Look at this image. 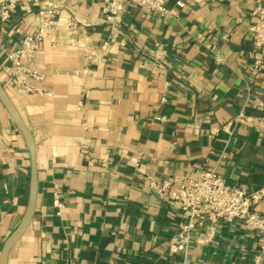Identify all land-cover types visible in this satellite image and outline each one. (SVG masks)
Returning a JSON list of instances; mask_svg holds the SVG:
<instances>
[{
    "label": "crops",
    "instance_id": "obj_1",
    "mask_svg": "<svg viewBox=\"0 0 264 264\" xmlns=\"http://www.w3.org/2000/svg\"><path fill=\"white\" fill-rule=\"evenodd\" d=\"M50 2L57 42L27 64L44 76L41 92L21 93L7 54ZM256 3L169 0L167 17L128 4L118 31L99 22L102 0L21 2L0 21V80L35 137L39 174L35 216L8 264H264L258 232L239 221H220L211 244L198 227L188 256L171 253L181 206L149 188L150 177L213 168L231 185L264 186ZM30 175L28 145L0 99V256L24 217Z\"/></svg>",
    "mask_w": 264,
    "mask_h": 264
},
{
    "label": "built area",
    "instance_id": "obj_2",
    "mask_svg": "<svg viewBox=\"0 0 264 264\" xmlns=\"http://www.w3.org/2000/svg\"><path fill=\"white\" fill-rule=\"evenodd\" d=\"M40 0H0V21L6 24L19 3L37 4ZM169 0H102L101 24L110 25L119 30L122 15L128 4L138 5L155 11L162 17L174 12L168 8ZM185 7V2H178ZM251 15L256 19L250 26V38L253 46V68L256 73L264 71V0H257ZM56 10L53 3L40 12V24L27 34L22 46L7 54L14 83L21 93L41 92L36 86L44 76L27 64L31 56L44 42L55 44ZM243 114L239 116L242 117ZM138 164V158H131ZM149 188L161 199L178 202L181 206L182 220L179 231L169 242L171 253L183 252L188 256L192 249V240L198 227L205 228L204 241L211 244L217 233L220 221H239L259 234L264 244V215L259 206L264 200V186L257 190H248L245 186L227 183L218 168L201 169L199 176L167 178L159 182L149 178ZM54 203L61 207L59 193L55 192ZM186 264V262L184 263Z\"/></svg>",
    "mask_w": 264,
    "mask_h": 264
},
{
    "label": "water",
    "instance_id": "obj_3",
    "mask_svg": "<svg viewBox=\"0 0 264 264\" xmlns=\"http://www.w3.org/2000/svg\"><path fill=\"white\" fill-rule=\"evenodd\" d=\"M0 99L11 118L17 125L18 129L24 136L29 148L31 161L30 190L27 208L20 225L6 240L0 256V264H8L10 252L17 245L23 235L28 231L35 216L39 192V174L37 164V143L35 137L1 80Z\"/></svg>",
    "mask_w": 264,
    "mask_h": 264
}]
</instances>
